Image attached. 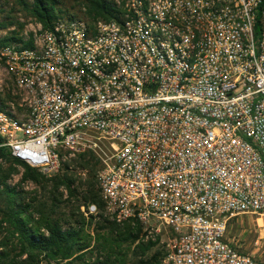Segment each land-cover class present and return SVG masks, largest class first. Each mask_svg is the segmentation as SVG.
<instances>
[{
  "label": "built area",
  "instance_id": "built-area-1",
  "mask_svg": "<svg viewBox=\"0 0 264 264\" xmlns=\"http://www.w3.org/2000/svg\"><path fill=\"white\" fill-rule=\"evenodd\" d=\"M109 1L0 45V149L51 176L105 141V216L165 227L164 264H264L228 234L251 214L264 236V0Z\"/></svg>",
  "mask_w": 264,
  "mask_h": 264
},
{
  "label": "trees",
  "instance_id": "trees-1",
  "mask_svg": "<svg viewBox=\"0 0 264 264\" xmlns=\"http://www.w3.org/2000/svg\"><path fill=\"white\" fill-rule=\"evenodd\" d=\"M19 1L44 28L51 27L64 14L78 15L61 8L56 13L58 0H34L32 6L26 0ZM82 1L87 5L85 16L92 21L109 20L120 12L109 0ZM4 26L0 23V28ZM13 42L33 44L32 38L24 41L17 33L0 37L1 46ZM88 154L78 155L85 161L83 169L95 165H91L92 158L87 159ZM1 158L10 165L0 167V264H41L43 261L71 264L83 260L87 252L95 249L100 256L94 264H164L163 250L155 249L158 241L146 239L140 223L122 225L108 218L94 223L97 216H87L81 210L82 206L88 207L89 202H98L100 208L104 207L96 168H90L88 179L77 183L67 163L48 177L6 149H0ZM18 166L24 169L22 179L31 180L39 187L34 194L10 184L9 178L19 171ZM80 195L82 201L73 204L71 199ZM93 224L94 236L87 233V228Z\"/></svg>",
  "mask_w": 264,
  "mask_h": 264
},
{
  "label": "rangeland",
  "instance_id": "rangeland-1",
  "mask_svg": "<svg viewBox=\"0 0 264 264\" xmlns=\"http://www.w3.org/2000/svg\"><path fill=\"white\" fill-rule=\"evenodd\" d=\"M29 6H32L34 0H26ZM59 4L55 5V12H59V9L68 10L71 13H76L78 15H85L87 5L83 3L82 0H58ZM67 16L68 14H64ZM0 23H3L5 26L0 28V37L11 36L12 34L17 33L18 36H21L23 39L33 38L36 31H39V26L42 23L31 14L30 10L27 9L23 4L20 3L19 0H0ZM43 26V25H42ZM12 92H16L14 96H16L17 101H19L18 90L13 85V82L10 80L7 72L0 64V99L1 98H9L12 96ZM3 98V99H4ZM101 148L97 150L89 149L82 152H88L86 155L87 159H93L91 165H88L87 168H82V164L85 161L79 159V153L70 154L65 152V159L63 160L62 168H64L65 163L69 164L72 173H74L75 177H77V183L79 181H85L88 179L89 171L91 169L96 168V172L98 175V171L103 166L102 157L105 156V152H109V149L106 147L107 143L104 141L100 142ZM94 156V157H93ZM82 161V162H81ZM10 165V162L4 158L0 159V167L7 168ZM19 171L11 174L9 178V182L11 185L17 186L18 189H24L28 192H34L39 190V187L31 180H23V167L18 166ZM51 177L53 175H47ZM55 175V174H54ZM98 178V177H97ZM82 190V189H81ZM72 203H80L82 201L81 195L78 197H74L71 199ZM93 202H89L90 205ZM98 202H95V204ZM87 208V206H84ZM99 207V206H98ZM83 211V206L81 207ZM65 212L69 213L70 210H66ZM84 212V211H83ZM97 216L94 219V223L96 221L102 220L103 218H108L105 216L104 207H99V212L97 214H93ZM103 215V216H99ZM88 216V215H87ZM131 224H135L132 222H127ZM125 224V223H124ZM141 224V223H140ZM123 225V224H122ZM143 227V235L146 239H152L154 241H158L155 249L163 250V256H165L167 243L169 242V238L171 236L170 232H168L165 227L160 225L158 222H153L149 225L141 224ZM94 224L91 227L87 228V233L91 235H95L93 231ZM228 234L230 238L237 244L241 251L248 253L250 255L255 256L256 258L264 261V236L262 234V229L258 226V220L256 216L251 214H241L237 215L230 219L228 226ZM95 245V241L92 242ZM100 256V252L98 250H94L92 252H87L85 258L83 260H77L72 262L71 264H94L96 262L97 257ZM41 264H65L59 262H49L43 261Z\"/></svg>",
  "mask_w": 264,
  "mask_h": 264
}]
</instances>
